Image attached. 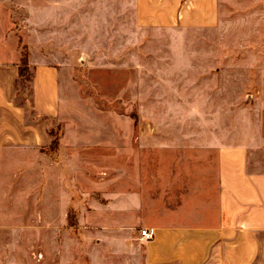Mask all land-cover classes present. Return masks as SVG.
<instances>
[{"label":"rangeland","instance_id":"rangeland-1","mask_svg":"<svg viewBox=\"0 0 264 264\" xmlns=\"http://www.w3.org/2000/svg\"><path fill=\"white\" fill-rule=\"evenodd\" d=\"M218 5L214 27H196L138 24L128 0H0L18 64L41 45L60 80L47 141L0 146V264H129L127 202L144 221L187 220L194 169L215 184L212 141L263 135L264 157V0ZM20 67L13 101L42 120Z\"/></svg>","mask_w":264,"mask_h":264},{"label":"crops","instance_id":"crops-1","mask_svg":"<svg viewBox=\"0 0 264 264\" xmlns=\"http://www.w3.org/2000/svg\"><path fill=\"white\" fill-rule=\"evenodd\" d=\"M128 1L138 24H169L190 17L191 25L214 27L220 0ZM6 34L0 24V146H39L48 138L45 118L58 115L59 67L47 51L46 56L41 52V45L26 47V61L31 68L30 107L42 116V120L28 119V111L13 101L12 82L18 77L19 53L16 43L12 46ZM29 48H38L37 54ZM257 62L264 71V54ZM255 91L258 93V89ZM261 126L264 128L262 123ZM262 140L263 135L256 140L230 137L229 141H212L215 184L211 192L201 177L205 170L195 168L198 188L191 190V199L181 205L183 195L179 200L175 196L183 216L189 217L187 220L156 221L149 219L150 215L144 221L135 211L140 204L127 202L132 216L116 224H127L131 229L128 235L133 250L129 264H264V157L259 145ZM256 143L257 148H252ZM64 155L61 149L59 156ZM62 166L67 173V164ZM115 205L125 207L119 201ZM160 207L158 215L171 210L166 202ZM137 225L150 230L151 235L144 238L139 229L133 231Z\"/></svg>","mask_w":264,"mask_h":264},{"label":"trees","instance_id":"trees-1","mask_svg":"<svg viewBox=\"0 0 264 264\" xmlns=\"http://www.w3.org/2000/svg\"><path fill=\"white\" fill-rule=\"evenodd\" d=\"M26 50L24 49V50H22L21 51V53H20V59H19V64H18V76H19V74L21 75V71L23 70L22 69V67H20V66H22V65H26ZM29 80H30V77H29Z\"/></svg>","mask_w":264,"mask_h":264},{"label":"built area","instance_id":"built-area-1","mask_svg":"<svg viewBox=\"0 0 264 264\" xmlns=\"http://www.w3.org/2000/svg\"><path fill=\"white\" fill-rule=\"evenodd\" d=\"M139 234L141 235V236H144V238H147V237H149L150 235H151V231L150 230H148L147 228H140V230H139Z\"/></svg>","mask_w":264,"mask_h":264}]
</instances>
